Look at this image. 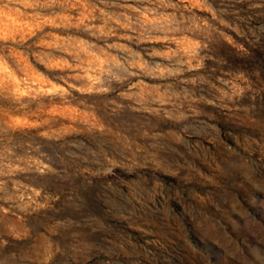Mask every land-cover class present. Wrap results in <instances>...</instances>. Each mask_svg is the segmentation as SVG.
<instances>
[{
  "label": "rangeland",
  "instance_id": "rangeland-1",
  "mask_svg": "<svg viewBox=\"0 0 264 264\" xmlns=\"http://www.w3.org/2000/svg\"><path fill=\"white\" fill-rule=\"evenodd\" d=\"M0 264H264V0H0Z\"/></svg>",
  "mask_w": 264,
  "mask_h": 264
}]
</instances>
